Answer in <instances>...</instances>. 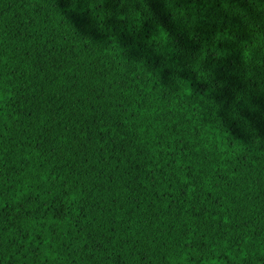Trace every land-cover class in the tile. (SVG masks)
<instances>
[{"label":"trees","instance_id":"16d2710c","mask_svg":"<svg viewBox=\"0 0 264 264\" xmlns=\"http://www.w3.org/2000/svg\"><path fill=\"white\" fill-rule=\"evenodd\" d=\"M106 2L0 0V264H264V0Z\"/></svg>","mask_w":264,"mask_h":264},{"label":"snow or ice","instance_id":"6c2138e0","mask_svg":"<svg viewBox=\"0 0 264 264\" xmlns=\"http://www.w3.org/2000/svg\"><path fill=\"white\" fill-rule=\"evenodd\" d=\"M105 6H107L106 0H104ZM227 3H232L234 0H226ZM128 3H130L133 7H139L141 4H146L148 8L151 9L150 15L156 17L160 22H162L167 27V33L161 34V41L167 45L169 43V40L174 36L177 40V44L184 50V55L189 57L188 62L189 63H195L194 57L191 56L192 52H195L196 50V40L195 39H186L185 34L178 29L175 25H168V17L167 14L163 11L164 8V0H128ZM204 26L197 27L196 31L199 32L200 35H207L206 32L203 31ZM144 30L146 32H151V26L150 24L146 23ZM176 65H173L175 67ZM195 70H203V69H192L188 67H184V78L189 79L191 78L193 86L195 87L199 82L196 80V77L193 75V71ZM164 78L167 79L170 75L169 72H163L162 73ZM218 79H224L223 74H220ZM204 87H207V85H204ZM232 85L228 84L225 86V88L222 90V93L219 95L218 99H225V97H228V101L222 105V109L226 110L227 112L237 111V118L244 117L246 114V109L241 107L243 104V101L236 103L234 107H229V102L233 99V97L230 95V89ZM199 91H203V88H199ZM220 115H225V111H221ZM226 122L231 125V120L228 119L226 116Z\"/></svg>","mask_w":264,"mask_h":264}]
</instances>
